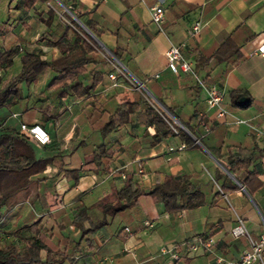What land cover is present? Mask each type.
<instances>
[{"label":"crops","instance_id":"crops-1","mask_svg":"<svg viewBox=\"0 0 264 264\" xmlns=\"http://www.w3.org/2000/svg\"><path fill=\"white\" fill-rule=\"evenodd\" d=\"M17 1L1 0L0 3V30L10 31L15 36L13 39L22 37L31 41L26 34L30 31L34 33L36 20L40 28L38 35L47 30L41 18L46 16L49 6L65 18L50 0L36 1L28 10L23 8L22 2L16 5ZM70 2L77 11L84 12L82 17L73 15L68 11L69 7L61 2L64 10L78 23L92 16V21L99 28L97 35L90 32L84 23V27L80 26L91 35L96 48L99 46L111 53L112 50L119 52V58L112 54L132 75L144 81L154 103L145 97L136 100L128 114L129 122L112 131L110 138L103 139L97 129L89 126V98L68 96L58 103L54 98L45 97L41 106L58 104L63 112L45 121L44 127L50 133L51 141L41 147L34 144L37 153L50 155L61 147L66 148L82 140L74 151L61 159L62 167L71 170L79 168L84 153L95 146L111 145L116 149L110 161L111 172L81 173L75 182L73 178H67L56 163L47 164L44 171L38 174L42 180L35 199L19 201L4 215L0 223V240L3 241V236L8 243H19V237L33 241L36 235L28 224L38 218L56 237L68 234L77 238L79 229L68 222L72 219L74 197L81 193L82 201L89 205L90 217H105L107 220V233L94 236L96 264H219L211 252L203 248L192 250L185 245L192 238H204L201 236L204 232L214 238L217 252L216 247L224 245L222 254L235 261L245 249L251 248L247 233L254 240L264 238V54L254 51L264 41V0ZM153 5L164 9L162 30L151 20ZM198 19L202 27L194 32L192 26ZM171 44L180 46L185 57L194 67L197 66V72L206 81L215 82L224 89V105L229 114L217 117L215 111L206 106L205 91L191 76L174 74L167 69L165 50ZM222 44H227L230 52L235 48L238 50L239 58L235 63L213 55ZM41 47L43 57L51 58L58 54L54 46ZM107 66L111 71L108 60ZM50 72L53 74V71ZM156 73L158 76L154 77ZM117 77L118 84L113 86L108 73H104L91 99L103 103L105 107H112L124 99L135 97L134 88L120 76ZM234 95L239 101L241 97L246 98L240 101L243 105L233 104ZM25 104L30 108L38 106L27 103V100ZM25 104L19 102L11 109L0 107L2 118L10 110L20 112L19 117L5 120L4 124L16 128L19 121L37 122L38 111L33 116L22 113ZM148 105L165 111L189 133L196 145L180 148V144L185 142L179 134L154 142V126L137 123ZM178 117L189 122L194 132L180 123ZM236 118H243L246 122H239ZM73 133L76 136L72 139ZM236 148L253 149V160L248 167L236 164L227 169L222 162H227ZM218 167L222 174L216 180L214 176L219 173ZM120 168L133 174L143 192L135 206L104 214L95 202L101 192L110 189L113 172ZM248 169H255L262 180V185L253 195L239 181L247 175ZM176 174L187 175L186 180L192 187L188 197L197 193L201 198L199 204L177 207L184 197L162 201L150 193L156 183ZM124 176L122 173L121 177ZM222 181L237 187L222 188ZM121 183L120 179L113 181L116 187ZM193 189L196 191L193 192ZM145 220L152 221L153 226H147ZM65 224L66 227L60 228ZM125 227L129 228L130 234ZM240 227L245 231H241ZM235 228H238L237 233L233 231ZM161 247H174L179 257L159 253ZM261 256L262 261L255 260L251 264H264V243Z\"/></svg>","mask_w":264,"mask_h":264},{"label":"trees","instance_id":"trees-1","mask_svg":"<svg viewBox=\"0 0 264 264\" xmlns=\"http://www.w3.org/2000/svg\"><path fill=\"white\" fill-rule=\"evenodd\" d=\"M36 1L44 2L45 0H19L25 10L34 6ZM60 1L68 6L76 17L81 18L84 14V12L77 11L70 0ZM19 2L17 1L16 5ZM54 6L61 8L57 5ZM45 13L46 16L41 19L46 23L47 30L34 40L29 41L22 37H16L8 44L0 45V70L3 71L0 73V107L11 109L21 100L30 97L32 91L27 90V93L24 94L22 83L27 86L34 84L37 87L44 84V88L53 90L52 96L56 102L59 101L58 103L62 101L63 97L68 96L89 98L91 104L87 115L89 126L92 129H97L103 139L110 138L109 135L112 131L120 129L129 122V112L133 110L136 100L144 98V96L134 89L135 97L124 99L112 107H105L103 103L91 99L94 90L102 81L104 73L110 71L107 60L98 52L95 47L96 42L91 35L68 11L62 10L65 18L60 16L52 6H49ZM92 20V16H90L84 19L83 23L90 32L97 35L99 28ZM41 45L56 47L58 54L51 58L43 57ZM112 53L119 58L117 50H112ZM213 55L218 59L224 57L230 63H235L239 58L238 50L235 48L230 52L227 44L219 46ZM15 57H18L20 62L18 71L10 75L4 74L13 65ZM195 69L197 70V66ZM50 71H53L51 76ZM197 86L201 88V86ZM233 94L232 92V97ZM38 98L45 101L43 97ZM163 104L165 105L164 102ZM233 104L243 105L235 95ZM165 106L174 113L169 106ZM62 110L63 108L59 109L58 104L44 107L38 105L32 108L25 104L22 113L33 116L38 111L37 123L44 127L45 121L61 115ZM5 117L0 116V223L6 212L19 201L25 198H30L32 201L35 199L38 193L37 188L42 180L38 174L42 173L49 163H56L58 169L67 178H73L75 182L81 173L92 171L97 174H107L111 172L110 161L116 153V149L111 145L106 146L105 144L101 148H99L100 145L95 146L89 152L84 153L83 162L79 168L64 169L62 157L74 151L82 143V140L66 148L61 147L50 155H40L37 153L34 143L21 135L17 128L4 124ZM178 119L191 132H194L189 122L183 121L180 117ZM137 123L154 126V142L179 134L183 138L185 146L196 145L189 133L174 122L160 107L156 109L152 105H148L145 111L140 114ZM171 125L177 129V132ZM75 136L76 134L73 133L72 139ZM198 139L201 140L199 136ZM253 156V149L236 148V151H232L230 154L228 161L222 163L227 169H231L236 164L248 167ZM218 170L219 173L214 176L216 180L222 174L219 167ZM113 173L110 189L101 192L95 202V205L104 214H113L135 206L138 196L143 192L142 186L133 178L131 172L120 168ZM122 173H124V177H121ZM186 177L185 174L168 175L162 182L156 183L150 193L162 201L184 197L182 203L176 205L177 207L199 204L201 198L197 193L188 197L192 187L189 186ZM116 179H120L122 182L120 186L116 187L113 184ZM239 181L252 195L262 185V180L258 177V172L255 169H248L247 175L244 178H239ZM220 186L225 189L237 187L236 184L228 186L224 181L220 183ZM30 188H33V191H29ZM195 191L193 189V192ZM74 201L72 219L68 223L79 229L77 238L68 234L56 237L52 231L41 224L40 218H38L28 224L36 235L33 241L19 237V243L0 244V264H96L94 253L97 244L94 236L98 233H107V220L105 217L100 219L90 217L89 205L82 201L81 193L74 197ZM64 227L66 224L60 226V228ZM201 236L205 238L210 234L204 232ZM223 246L216 247L221 254Z\"/></svg>","mask_w":264,"mask_h":264},{"label":"built area","instance_id":"built-area-1","mask_svg":"<svg viewBox=\"0 0 264 264\" xmlns=\"http://www.w3.org/2000/svg\"><path fill=\"white\" fill-rule=\"evenodd\" d=\"M150 13L151 20L162 30V25L165 20L163 7L160 5H153L151 7ZM201 27L202 22L200 19H198L194 22L192 30L194 32H198ZM97 49L109 61L111 65L112 70L108 72V77L112 81L111 85L116 86L118 84L117 76H120L131 87L138 90L148 101L154 103L153 99L147 92L144 81L132 75L124 65L118 62V60L110 51L99 46L97 47ZM254 51L264 54V41L259 43ZM165 57L167 69H169L174 74H186L191 76L194 82H196L199 86H201V88H203L206 94V106L207 108L214 110L217 117H223L226 114L230 113L228 108L224 105V89L215 82L206 81L205 78L197 72L193 63L187 57H185L178 44L169 45L165 50ZM157 76V73L154 74V77ZM19 116V111L11 110L9 112L10 118H17ZM236 119L239 122H246V120L243 118ZM171 126L173 127L174 131L177 132V129L173 125ZM16 128L21 135H23L26 139L33 142L37 146L47 145L51 141V136L48 130L37 122L28 123L25 121H19ZM184 146L185 143H182L179 147L183 148ZM144 223L147 226H153V222L150 220H145ZM237 229L238 228H235L233 230L234 233L238 232ZM125 230L128 234H130L128 227H125ZM241 231L245 230L241 228ZM247 236L249 238L251 248L245 249L240 254L239 258L235 261L225 257L223 254L215 250V240L212 236L205 238L195 237L185 242V245L192 250L203 248L204 250L211 252L214 256V260L219 264H251L255 260L262 261L261 250L264 243V238L261 240H254L248 233ZM159 253H169L172 258L179 257L178 251L174 247H161Z\"/></svg>","mask_w":264,"mask_h":264},{"label":"rangeland","instance_id":"rangeland-1","mask_svg":"<svg viewBox=\"0 0 264 264\" xmlns=\"http://www.w3.org/2000/svg\"><path fill=\"white\" fill-rule=\"evenodd\" d=\"M50 1L54 5L60 6L61 7L60 9L58 7H56V8H57L58 12L62 13V10H64V7L61 5L60 0H50ZM0 3H1V0H0ZM12 12L15 13V10H13ZM79 24L84 27V24H83V22L81 20H79ZM33 26H34V29H33L34 33L32 31H30L28 34H26V38L27 39L32 40V39L36 38L37 35H38V32L40 31V28L38 27V21L37 20L34 22ZM14 37L15 36L12 35L10 31H1L0 32V45L4 44V43L8 44L9 41L12 40ZM14 61H15V63H13V65L6 72H4V74L8 73V75H10V74L16 73L18 71V69H19V59L17 57H15ZM2 72L3 71L0 70V73H2ZM51 74L52 73L50 72V75ZM21 86H22V89H23L24 92H26L27 90L28 91H32L30 97L28 99H26L27 103L30 102L31 104L34 103V105H43L44 104V100H39L38 97H43V98L51 97V99L54 98V96H52L53 90L44 88V84L39 85L37 87L34 84H31L30 86H27L25 83H22ZM40 90H42V92H39ZM45 100H46V98H45ZM23 104H25V100H21V105H23ZM5 119L6 120L10 119L9 114H7ZM13 229H15V228L13 227ZM13 229L11 228L10 230H13ZM2 238H3L2 239L3 241L0 240V244L4 245V244H9L10 243V242L8 243L7 240H5L3 236H2Z\"/></svg>","mask_w":264,"mask_h":264},{"label":"water","instance_id":"water-1","mask_svg":"<svg viewBox=\"0 0 264 264\" xmlns=\"http://www.w3.org/2000/svg\"><path fill=\"white\" fill-rule=\"evenodd\" d=\"M67 9V8H66ZM68 11H70L69 9H68ZM71 12V11H70ZM73 14V13H72ZM74 15V14H73ZM246 98L245 97H241L240 98V101H243V100H245Z\"/></svg>","mask_w":264,"mask_h":264}]
</instances>
